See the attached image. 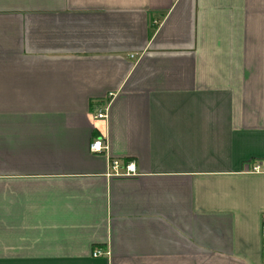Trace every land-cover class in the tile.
I'll return each mask as SVG.
<instances>
[{
	"label": "crops",
	"instance_id": "obj_1",
	"mask_svg": "<svg viewBox=\"0 0 264 264\" xmlns=\"http://www.w3.org/2000/svg\"><path fill=\"white\" fill-rule=\"evenodd\" d=\"M263 215L264 0H0V264H264Z\"/></svg>",
	"mask_w": 264,
	"mask_h": 264
},
{
	"label": "built area",
	"instance_id": "obj_2",
	"mask_svg": "<svg viewBox=\"0 0 264 264\" xmlns=\"http://www.w3.org/2000/svg\"><path fill=\"white\" fill-rule=\"evenodd\" d=\"M106 116L107 115L105 113H98L94 118L102 119V118H105ZM107 148H108L107 144H104L102 140H96L91 144L92 151L96 153L106 151ZM112 169H113V175H116V176H124V175L127 176V175H130L136 172L135 168L134 167L132 168L131 165H127L125 166V168H122L119 161L117 160L113 162ZM121 169H123V171ZM261 233H262V241H263L262 252H263V260H264V215L262 216ZM104 254L105 252L100 248L95 249L92 253L94 257L102 256Z\"/></svg>",
	"mask_w": 264,
	"mask_h": 264
}]
</instances>
